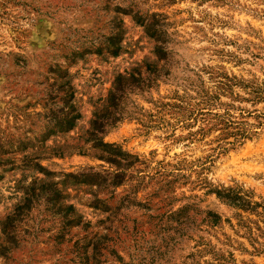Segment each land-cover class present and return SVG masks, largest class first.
Listing matches in <instances>:
<instances>
[{
	"label": "clouds",
	"instance_id": "9594fccd",
	"mask_svg": "<svg viewBox=\"0 0 264 264\" xmlns=\"http://www.w3.org/2000/svg\"><path fill=\"white\" fill-rule=\"evenodd\" d=\"M148 63L159 73V79L151 77L155 92L147 72L132 75ZM221 73L232 78L231 91ZM161 84L169 98H182L185 110L211 115L186 127V116L160 114ZM248 112L264 123V0H0V154L14 153L16 165L11 172V165L0 167V264H86L84 229L91 221V235L96 221L115 211H94L97 199L103 208L120 184L118 196L127 193L128 199L119 209L135 205L137 189L128 176L138 166L130 162L136 155L152 162L147 150L129 143L132 129L141 137L138 144L147 142L165 161V171H176L170 161L188 175L189 188L182 178L171 196L187 193L184 203L202 211L199 217L177 214L152 233L127 234L116 242L125 264H264V236L254 226L249 232L199 223L210 210H219L222 222L226 217L239 225L241 216L247 221L249 214L230 198L233 192L255 190L257 196L245 199L264 202V163L249 176L216 168L201 172L215 147L201 136L220 119L264 138V128ZM150 114L158 115L149 120ZM219 127L217 137L224 131ZM8 133L13 139L5 142ZM208 188L220 189L221 198L204 197ZM72 203L91 206L78 226L66 223L76 214H57ZM61 223L81 239V247L67 255H57L59 242L44 237L48 228L55 236ZM190 253L195 257L186 259Z\"/></svg>",
	"mask_w": 264,
	"mask_h": 264
},
{
	"label": "rangeland",
	"instance_id": "374dc122",
	"mask_svg": "<svg viewBox=\"0 0 264 264\" xmlns=\"http://www.w3.org/2000/svg\"><path fill=\"white\" fill-rule=\"evenodd\" d=\"M144 49L141 48V51ZM257 58L259 55L257 54ZM155 64L148 63L143 69L137 71L136 68L132 69V75L135 79L137 76L143 77L145 72L149 74L148 85L153 92L156 91L155 87H152L154 81L151 77L155 76L156 79H159V73L154 71ZM165 71H167L165 69ZM182 71L179 68V65L176 66L177 76ZM221 76L226 81V83H232V78L229 77L226 73H221ZM226 90L231 91V88L225 85ZM159 95L164 96L165 98L159 101L160 114L168 113L169 115L175 113L181 116H186L188 121H191L190 124L186 127H192L196 123H202L203 118L211 115L207 113L202 108L185 110L183 103L181 102L182 98L173 94L169 98L164 93V85H159ZM145 89H142L144 91ZM156 99V97H153ZM219 99V97H216ZM239 99V98H238ZM148 101H146L147 103ZM243 102L251 103V100L244 98ZM30 107V106H29ZM233 111H236V106H230ZM171 110V111H169ZM158 114H150L148 116L149 120L155 119V116ZM219 115V114H218ZM224 115L231 116L232 112H226ZM245 113L240 112V117L243 120ZM249 119H256L258 121L256 127L264 128V123L259 124V116L253 117L251 112L247 113ZM161 122H163V115H160ZM218 116H213V119H217ZM223 119L219 120V125L213 123L211 127L206 129L205 135L201 136V140H207L210 144H215V147L211 149L209 154L204 158V168H201V172L206 168L211 172L212 168H216L217 171L227 170L229 174L233 170H238L242 176L251 175L252 169L258 167L261 163H264V138L260 137L259 132H252L249 135L248 130L245 129L248 134L247 138L240 139L235 138L234 136H228L230 131L233 129L226 127L222 123ZM227 121V120H225ZM139 122V121H138ZM141 127H145L143 122H139ZM169 123H171L169 121ZM233 125H236L235 123ZM223 126V132L221 136L217 137L213 135L214 131H220V127ZM198 132H203V129H197ZM211 137V139H209ZM170 138V137H169ZM13 139L10 133L6 134L5 142ZM186 139H191V136L186 137ZM141 140L140 135L137 133V130H130L129 134V143L137 146L138 151L143 153L147 150L148 157L151 158L152 162L149 163L148 160H142L140 155H136L137 160L133 158L130 162V167L138 166V171L133 173L131 176H128V173H124L125 176H128V179L132 181V185L135 191L133 197L136 202L135 205L124 208L123 210L119 209L120 201L128 199V194H122L118 196L120 184L116 185L115 191L108 193L107 199L103 202L104 207H101V202L97 199L94 207V211L103 212L105 209H115L114 212L109 211L106 219H99L96 221L97 229L91 234H88V228H91V221L84 229V235L81 239L86 240L87 244L83 245V256L86 260V264H125L124 258L119 255L118 247L116 242L123 239L127 234L140 235L141 233H152L155 229L160 228L162 225H170L173 220V217L177 214H191L195 213L196 217L201 215V209L195 204H185L184 199L188 196L187 193H184L182 196L172 197V192L178 191L176 185L180 184L181 179L183 178L184 188H189L188 175L181 172L179 167L171 165V162H168L169 168H176V171H165V161L158 159L159 154L154 148H151L147 142L138 144L137 142ZM239 140V141H238ZM255 141L256 143H253ZM2 147V145H0ZM131 154V153H130ZM15 154H9L7 151H4L0 154V167L5 165H11L10 168H7L6 171H14L16 169ZM227 158V159H225ZM58 159L63 160V156L58 154ZM153 169H156L153 171ZM180 173V175H177ZM257 177L259 173L256 174ZM139 177V179H137ZM4 176L0 175V180H3ZM235 181V177H232ZM215 188H208L204 192V197H210L213 195V190ZM19 191V188L17 189ZM195 191V189H193ZM252 197L257 196L258 193L255 190L250 191ZM59 196V194H57ZM171 197V198H170ZM261 204L253 211H244L241 209L242 213L249 214V219L245 221L241 216L239 225H233L229 219L224 218L223 222L221 221V212L219 210H210L207 212V215L204 219H201L199 223L201 225H207L208 227L222 228V227H236L243 226L248 228V231L251 232L253 226L257 232H260L264 236V229H261L260 224L264 223V220L261 219V216L264 215V202L261 200H256ZM203 198L201 203H203ZM176 205H179V208L176 211H172V208ZM90 205H83L82 208H78L77 204H67L61 206L63 216L65 218L72 217L75 215V221L67 220L68 225L75 223L77 226L79 222L83 219L84 214L88 211ZM30 210V209H29ZM78 213V214H77ZM217 213L220 216V219L217 222H213L215 219L213 214ZM255 217V218H253ZM192 224H196V220H192ZM103 233H110L102 234ZM169 226V231H171ZM76 236H80V233H76ZM187 235V233H185ZM226 235V233H225ZM45 239L52 240L55 245L59 242L60 251L57 255H67L70 251L79 249L81 247V239H76L73 236L71 228L65 230V224L61 223L60 228L57 230L55 236L52 235V229L48 228L44 232ZM192 239V237H189ZM174 240V238H173ZM196 253H190L186 259H193ZM231 255V253H230ZM71 259V257H69ZM255 264V262H253Z\"/></svg>",
	"mask_w": 264,
	"mask_h": 264
},
{
	"label": "trees",
	"instance_id": "16d2710c",
	"mask_svg": "<svg viewBox=\"0 0 264 264\" xmlns=\"http://www.w3.org/2000/svg\"><path fill=\"white\" fill-rule=\"evenodd\" d=\"M157 51H159V49H157ZM226 86H228V88H230L232 86V83H226ZM218 116V114H217ZM222 123L228 128H232L233 130L230 131L229 133H225L228 134V136H234L236 139L240 138V139H244L247 138L248 134L246 133L245 129H241L240 126H238V124L233 125L235 122L229 123L228 121L222 120ZM259 124H261L259 122ZM239 141V140H238ZM129 155H131L129 153ZM135 160H137L136 157H134ZM240 191H243V189H240ZM213 192L216 194L217 198H221V192L220 189L215 188L213 190ZM245 197H252V193L246 192L244 196H240L238 192H233L230 193V198L232 201L235 202V206L239 207L240 209L244 210V211H253L255 210L257 207L261 206V204L259 202H255V204L252 203L251 199H245ZM213 217L215 218L213 220V222H217L220 219V216L217 213L213 214Z\"/></svg>",
	"mask_w": 264,
	"mask_h": 264
}]
</instances>
